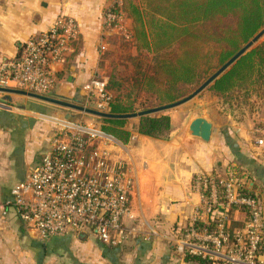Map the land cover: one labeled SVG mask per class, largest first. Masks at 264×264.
Instances as JSON below:
<instances>
[{
    "label": "crops",
    "instance_id": "crops-1",
    "mask_svg": "<svg viewBox=\"0 0 264 264\" xmlns=\"http://www.w3.org/2000/svg\"><path fill=\"white\" fill-rule=\"evenodd\" d=\"M117 3L120 0H0V64L23 56L27 41L49 31L58 20H72L76 35L70 43L71 52L65 63L54 65L56 86L48 97L77 104L85 101L83 86L101 76L104 62L115 48L110 37L117 30L107 13ZM253 99L251 106L261 103V108L250 111L245 126L235 115L223 129L210 117L177 110L169 115L171 132L166 139L147 137L128 128L130 142L118 141V157L127 164V177L132 182L136 224L149 238L123 246L104 245L93 235L42 239L10 213L0 218V264H202L187 259L182 244L176 242L195 218L203 224L210 221L204 198L196 190L199 175L226 178L237 170L250 195L264 209V146L256 144L260 137L257 131L264 129V93ZM28 100L50 104L0 93L2 202L11 200L12 188L41 162L53 134L75 126L69 123L71 116L66 114L64 122L50 119L42 106L31 107ZM16 102L18 109L12 106ZM199 117L212 124L210 141L190 133L191 122ZM234 209L225 214L231 234L248 221L243 207ZM261 259L264 261V246Z\"/></svg>",
    "mask_w": 264,
    "mask_h": 264
},
{
    "label": "built area",
    "instance_id": "built-area-1",
    "mask_svg": "<svg viewBox=\"0 0 264 264\" xmlns=\"http://www.w3.org/2000/svg\"><path fill=\"white\" fill-rule=\"evenodd\" d=\"M108 20L119 22L113 14ZM75 35L74 22L60 19L49 31L28 40L23 56L0 64V88L48 96L56 86L54 65L65 63ZM106 84L94 78L83 86L85 100L102 112L109 106ZM257 132L256 144L263 146L264 129ZM112 139L99 128L86 126L56 131L41 162L12 188L11 200L0 201V218L13 213L42 239L93 235L104 245L123 246L149 238L136 224L127 164L109 148ZM196 190L204 198L205 212L215 216L217 231L197 229L195 218L176 239L182 251L212 264H264V211L256 199L240 191V181L232 173L226 178L198 176ZM204 190L209 191L208 198ZM233 207L247 208L249 219L231 234L225 214Z\"/></svg>",
    "mask_w": 264,
    "mask_h": 264
},
{
    "label": "trees",
    "instance_id": "trees-1",
    "mask_svg": "<svg viewBox=\"0 0 264 264\" xmlns=\"http://www.w3.org/2000/svg\"><path fill=\"white\" fill-rule=\"evenodd\" d=\"M110 12L116 15L126 12L135 23V32H130L129 40L139 42L142 37L144 47L155 59V64L148 67L144 66V60H137L132 78L121 82L108 80V111L113 115L135 114L137 99L134 94L136 98L145 95L153 101V108L184 99V89L197 86L214 74L264 28V0H121ZM261 81H264V41L240 58L210 89L223 95L236 91L245 83L261 87ZM114 86L123 90L115 97L110 91ZM101 120L103 125L99 129L102 132L123 144L130 142L129 119ZM135 129L147 137L166 139L171 132V117L157 113L141 116ZM234 172L237 175H232L240 181V191L253 198L242 174ZM222 191L219 187L220 194ZM203 194L209 197V191L204 190ZM242 210L248 220V209L243 207ZM208 215L207 224L197 219L194 226L216 232L215 216ZM185 255L187 259L212 264L200 256Z\"/></svg>",
    "mask_w": 264,
    "mask_h": 264
},
{
    "label": "rangeland",
    "instance_id": "rangeland-1",
    "mask_svg": "<svg viewBox=\"0 0 264 264\" xmlns=\"http://www.w3.org/2000/svg\"><path fill=\"white\" fill-rule=\"evenodd\" d=\"M125 13L120 15H116L112 12L107 13L108 15L113 14L118 16V20L119 22H121V24L120 26H117L115 24H118V22L114 23V26L112 28L114 30L116 29L117 32H114L115 34L112 33L114 35L110 37V44L115 48L113 51H110L107 62H104L105 65L104 67L102 66L101 68L102 69L101 76H96L94 78L103 79L106 80V82H108V80L109 82H111V79H114L117 82H121L122 80H124L125 78H129L130 76L132 78V75L135 71V65L138 62L137 60L140 59L144 60L145 67H148L151 64H155L154 55L148 52V50L144 47L145 41L144 40L142 41L143 39L142 37H141V41L139 42L137 40L133 42L131 39L129 40V38H131L130 32H135V23L131 18H128L126 16L127 14ZM263 41L264 38L257 44V46L261 45ZM138 44H140L139 45L140 48ZM207 78H209V76ZM207 78L204 79L202 82H200L197 86H191L187 89H184L183 93L186 94L185 97L192 94L203 82L207 80ZM91 80L88 83H90ZM261 84L262 86L258 87L254 85L251 86L249 83H245L242 86H239L236 91H232L231 93L228 92L223 95L216 93L214 90H211L209 87L207 90L203 91L199 96L195 97L186 104L177 107L175 109L169 110L167 112H161L157 114L170 115L176 112L177 110H188L191 112V115L193 116H207L212 118L215 124L218 125V127H222L223 129L228 128L229 121L230 119H232L231 117L232 116L234 117L235 115L237 118L242 119V122H240V124L242 126H245L246 124H244L245 123L244 119L251 114L250 111H252L255 108L258 109L261 108L260 107L261 103L260 104L256 103L254 107L251 106L252 100H254L253 97L255 95L258 96L260 93H264V81H261ZM125 86L130 89L129 84L126 83ZM110 91L114 97L115 95H118L119 92H123L122 88H119V86H114V88L113 89L111 88ZM86 96H88L87 92H85L84 95L85 99ZM133 96L135 99H137L136 113L153 109L154 106L153 101L149 100L145 95L141 94L140 96H138V98L135 97V94ZM256 99L258 100L260 98H256ZM28 102L31 103V107L35 105L38 107L42 106L44 115L50 119H57L60 122H64L66 121L65 115L67 114L71 116L69 119L70 120L69 123L77 127L86 126L92 128H99L103 125V122L100 118L88 114L75 112V111L73 112L66 108H61L50 104H44L38 101L28 100ZM70 103L77 104L76 102H71V101ZM78 103L79 104L77 105L84 106L87 108L95 109L96 107L95 103H92L90 101L88 103V101L86 100L85 101L83 100ZM12 106L18 109L20 104L16 102ZM14 115L20 116L16 112L14 113ZM248 121H250V119ZM54 123L57 124V122ZM137 123H138V118L129 119L128 128H131L133 130L137 125ZM109 143L111 144L109 148H111L113 151L114 150L116 151L117 157L120 156V153H118V151L121 149L118 147V141L116 139H112V141H110ZM199 176L208 177V175H204V174Z\"/></svg>",
    "mask_w": 264,
    "mask_h": 264
},
{
    "label": "water",
    "instance_id": "water-1",
    "mask_svg": "<svg viewBox=\"0 0 264 264\" xmlns=\"http://www.w3.org/2000/svg\"><path fill=\"white\" fill-rule=\"evenodd\" d=\"M264 38V28L257 33L239 52H237L230 60H228L221 68H219L214 74H212L205 82H203L192 94L185 97L182 100H179L177 102L153 108L150 110H146L143 112L135 113V114H125V115H113L109 112H102L98 111L92 108H87L84 106H79L70 102L58 100L55 98H50L48 96L38 95L34 93H30L23 90H17V89H5L0 88V93L7 94V95H21V96H27L29 98H33L39 101L47 102L50 104H54L57 106H61L63 108L76 110L84 114H88L100 119H133V118H139L141 116H146L150 114L155 113H161V112H167L169 110L175 109L177 107H180L187 102L191 101L195 97L199 96L203 91L207 90L211 85L214 84L216 80H218L220 77H222L227 71H229L240 58H242L245 54L253 50L257 44ZM212 124L204 119V118H195L189 127L190 133L192 136L202 139L203 141H210L211 135H212Z\"/></svg>",
    "mask_w": 264,
    "mask_h": 264
}]
</instances>
